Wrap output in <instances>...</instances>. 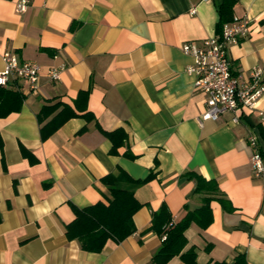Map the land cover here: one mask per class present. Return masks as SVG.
Listing matches in <instances>:
<instances>
[{
	"label": "crops",
	"instance_id": "1",
	"mask_svg": "<svg viewBox=\"0 0 264 264\" xmlns=\"http://www.w3.org/2000/svg\"><path fill=\"white\" fill-rule=\"evenodd\" d=\"M16 1L0 0V71L8 52L42 73L34 93L22 82L10 86L25 99L18 113L0 118V264H150L162 245L149 231L152 212L164 205L179 222L201 206L188 173L215 181L232 209L211 201V224H191L182 252L194 249L196 264H230L237 255L264 264V183L252 176L248 140L254 136L264 156V95L238 124L224 114L200 125L204 95L194 90L186 73L193 59L181 49L216 35L214 2L29 0L16 14ZM234 18H245L249 31L229 46L231 74L245 82L257 68L264 83V0H238ZM50 70L58 80L48 78ZM82 91L89 95L77 101L80 109L74 103ZM56 104L40 124L42 107ZM63 106L77 116L42 139V126ZM118 129L126 140L111 154L106 133ZM118 170L150 177L134 189L142 205L135 232L85 252L65 227L73 208L111 199L101 179ZM166 264L185 263L175 256Z\"/></svg>",
	"mask_w": 264,
	"mask_h": 264
},
{
	"label": "trees",
	"instance_id": "2",
	"mask_svg": "<svg viewBox=\"0 0 264 264\" xmlns=\"http://www.w3.org/2000/svg\"><path fill=\"white\" fill-rule=\"evenodd\" d=\"M212 1L218 14L216 35H221L223 27L234 20V7L238 4V0ZM88 95L89 91L79 92L74 103L75 107L78 106L81 109L77 101L86 102ZM24 99L25 97L20 91L0 87V118L18 113L22 108ZM59 107V104L42 107L37 115L39 123H44ZM85 111L83 107L81 112ZM76 116L77 114L71 108L63 106L60 112L42 126V139L48 138L65 121ZM81 116L88 118L90 114L85 113ZM106 136L112 143L110 153L116 154L117 148L121 147L126 140L125 132L118 129L106 133ZM188 174L195 179L194 194L201 195V206L192 211L187 209L179 222H173L169 211L164 205L158 211L152 212L149 231L155 232L159 237L165 236V240L162 241V245L153 255L150 264H166L175 256H179L185 264H196L194 249L191 248L186 252H182L186 245L185 230L193 223L202 230L211 224L210 203L213 200L220 201L222 208L225 210L232 209L228 206L226 200L219 197L215 181H207L199 175ZM149 178L134 180L122 170L103 177L101 182L108 189L111 199L106 203L98 202L83 209L73 208L75 218L65 227L66 238L69 241H77L85 252L99 253L107 241L120 243L132 235L135 232L133 216L142 207L134 197V189L148 181ZM213 264L229 263L221 261ZM230 264H247V261L244 255H237L235 261Z\"/></svg>",
	"mask_w": 264,
	"mask_h": 264
},
{
	"label": "built area",
	"instance_id": "3",
	"mask_svg": "<svg viewBox=\"0 0 264 264\" xmlns=\"http://www.w3.org/2000/svg\"><path fill=\"white\" fill-rule=\"evenodd\" d=\"M28 7L29 0H17L14 10L16 14H22ZM248 31L249 25L245 18H234L232 23L223 27L221 35L182 45V52L193 59V63L186 68V73L194 77V90L204 95V110L198 119L200 125L204 121H217L224 114H231V123L238 124L242 117L255 110L256 104L264 95V83L259 69H252L249 80L245 82L231 74L229 46L236 45L240 39L245 38ZM2 59L4 68L0 71V87L11 89L10 86L14 83L22 82L27 86L28 92L37 91L42 73L40 65L20 61L8 52ZM48 78L51 81L58 80L59 71H48ZM248 140L253 149L249 158L252 176L264 183V156L258 153L257 139L251 136ZM163 240L165 236L162 237Z\"/></svg>",
	"mask_w": 264,
	"mask_h": 264
}]
</instances>
